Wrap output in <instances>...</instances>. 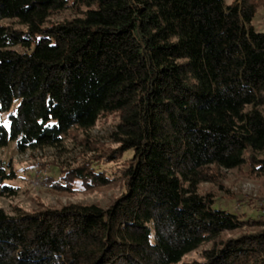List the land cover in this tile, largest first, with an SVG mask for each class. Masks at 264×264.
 <instances>
[{
    "label": "trees",
    "instance_id": "1",
    "mask_svg": "<svg viewBox=\"0 0 264 264\" xmlns=\"http://www.w3.org/2000/svg\"><path fill=\"white\" fill-rule=\"evenodd\" d=\"M260 5L0 0V110L9 121L0 150L58 147L72 128L116 113L117 147L51 186H107L101 163L130 154L108 206L0 208V264H264V220L240 219L199 192L222 169L264 177ZM13 177L0 164L1 195H15L3 183Z\"/></svg>",
    "mask_w": 264,
    "mask_h": 264
},
{
    "label": "rangeland",
    "instance_id": "2",
    "mask_svg": "<svg viewBox=\"0 0 264 264\" xmlns=\"http://www.w3.org/2000/svg\"><path fill=\"white\" fill-rule=\"evenodd\" d=\"M233 1L224 0L226 4ZM73 15L74 9L64 11L53 19L59 20ZM253 24L264 30V0H261ZM117 122L118 114L104 113L88 131L78 128L69 130L63 135L60 146L28 150L23 154L10 142L0 150V164L7 173H14L13 178L6 179L3 183L13 187L16 193L0 194V208L12 214L17 208L33 211L58 209L68 204L94 203L103 207L110 205L122 190L118 173L123 162L130 157L129 152L122 156L117 155L112 161L101 163V168L113 179L107 186L87 187L76 179L71 186L72 190L60 191L51 184L54 181L65 183L63 172L92 160L97 162L100 156L117 147L111 140ZM0 123L9 125L8 113L1 110ZM217 172L214 179L199 185V192L212 197L215 208L228 210L240 219L254 217L264 220V177L251 176L244 170L236 169H222ZM197 257L199 250L187 255L186 259Z\"/></svg>",
    "mask_w": 264,
    "mask_h": 264
},
{
    "label": "built area",
    "instance_id": "3",
    "mask_svg": "<svg viewBox=\"0 0 264 264\" xmlns=\"http://www.w3.org/2000/svg\"><path fill=\"white\" fill-rule=\"evenodd\" d=\"M28 152V150L27 151H25L24 153H27ZM21 154H23V153H21Z\"/></svg>",
    "mask_w": 264,
    "mask_h": 264
}]
</instances>
